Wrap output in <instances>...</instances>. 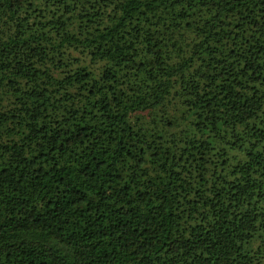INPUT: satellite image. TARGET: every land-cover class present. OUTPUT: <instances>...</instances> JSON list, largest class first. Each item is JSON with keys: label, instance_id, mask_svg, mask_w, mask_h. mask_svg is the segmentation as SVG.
I'll return each mask as SVG.
<instances>
[{"label": "trees", "instance_id": "obj_1", "mask_svg": "<svg viewBox=\"0 0 264 264\" xmlns=\"http://www.w3.org/2000/svg\"><path fill=\"white\" fill-rule=\"evenodd\" d=\"M0 264H264V0H0Z\"/></svg>", "mask_w": 264, "mask_h": 264}]
</instances>
